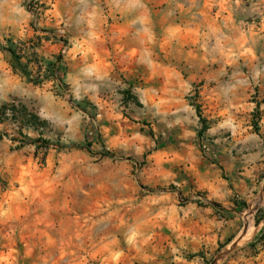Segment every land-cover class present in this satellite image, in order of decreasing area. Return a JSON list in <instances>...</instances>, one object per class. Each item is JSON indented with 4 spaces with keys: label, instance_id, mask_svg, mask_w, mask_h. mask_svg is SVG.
Instances as JSON below:
<instances>
[{
    "label": "rangeland",
    "instance_id": "1",
    "mask_svg": "<svg viewBox=\"0 0 264 264\" xmlns=\"http://www.w3.org/2000/svg\"><path fill=\"white\" fill-rule=\"evenodd\" d=\"M263 138L264 0H0V264H264Z\"/></svg>",
    "mask_w": 264,
    "mask_h": 264
},
{
    "label": "trees",
    "instance_id": "2",
    "mask_svg": "<svg viewBox=\"0 0 264 264\" xmlns=\"http://www.w3.org/2000/svg\"><path fill=\"white\" fill-rule=\"evenodd\" d=\"M9 52L11 53V55L15 56L14 50L9 49ZM196 112H197L198 117L202 123V127H201L200 131L198 132L199 135H201L203 133V131L205 130V119L201 116V113H200L198 108H196ZM256 130H257V128H256ZM263 141H264V138H263ZM257 223H258V218L255 217V224H257Z\"/></svg>",
    "mask_w": 264,
    "mask_h": 264
},
{
    "label": "crops",
    "instance_id": "3",
    "mask_svg": "<svg viewBox=\"0 0 264 264\" xmlns=\"http://www.w3.org/2000/svg\"><path fill=\"white\" fill-rule=\"evenodd\" d=\"M257 224H258V223H257ZM258 225H263V227H264V215H263V217H262V219H261V221L259 222Z\"/></svg>",
    "mask_w": 264,
    "mask_h": 264
},
{
    "label": "bare ground",
    "instance_id": "4",
    "mask_svg": "<svg viewBox=\"0 0 264 264\" xmlns=\"http://www.w3.org/2000/svg\"><path fill=\"white\" fill-rule=\"evenodd\" d=\"M251 226V225H250ZM248 228H249V226H248Z\"/></svg>",
    "mask_w": 264,
    "mask_h": 264
}]
</instances>
